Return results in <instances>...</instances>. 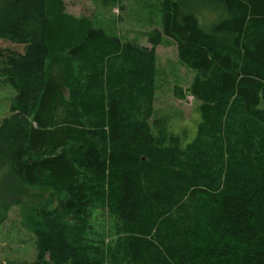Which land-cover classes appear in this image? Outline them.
<instances>
[{"label": "trees", "instance_id": "1", "mask_svg": "<svg viewBox=\"0 0 264 264\" xmlns=\"http://www.w3.org/2000/svg\"><path fill=\"white\" fill-rule=\"evenodd\" d=\"M193 1H162L150 50L81 19L69 49L50 56L73 26L51 14L59 0H0V40L23 47L0 50V76L15 91L0 123L5 187L63 197L34 209L35 259L21 264H264V0H199L220 16L207 29ZM164 36L195 73L175 91L199 102L190 143L149 123ZM94 204L127 237L114 259L104 234H85Z\"/></svg>", "mask_w": 264, "mask_h": 264}, {"label": "rangeland", "instance_id": "2", "mask_svg": "<svg viewBox=\"0 0 264 264\" xmlns=\"http://www.w3.org/2000/svg\"><path fill=\"white\" fill-rule=\"evenodd\" d=\"M162 1L59 0L51 14L54 17L64 11V15L73 26L70 29L68 27L61 36L62 38L58 37L53 43L50 56L65 47L69 49L72 39L80 34L76 35L78 31L76 24L81 19H83L82 25L93 26L101 30L108 36V39L117 36L123 43L130 42L150 50L152 46L148 38L164 27ZM189 5L204 29L220 18L218 11L212 7L213 5L209 6L199 0H194ZM0 50L4 55L14 52L17 54L23 52V47L0 40ZM154 50V97L152 117L149 118V123H152L154 119L163 120L166 125L169 124L172 134L175 133L181 136L185 143H190L195 139L200 123L197 111L199 102L188 92L185 93L184 98H180L175 95V91L176 89L188 90L195 73L179 60L177 43L172 38L164 36L162 42ZM61 56L70 57V50ZM51 60L52 58L49 57L48 63ZM52 72L57 73L59 70L52 69ZM63 94L65 98H68V87H63ZM14 95L15 91L11 84L0 76V123L4 118L11 117L10 103ZM72 134L77 133L72 131ZM72 134L69 133L71 138ZM71 156L74 157L72 153ZM8 179L7 171L0 168V219L2 221L0 224V264L31 263L35 259L36 252L29 233L33 211L47 201L53 204L51 206L53 208L63 197L43 188L21 187L17 189L13 186L6 188L5 184ZM93 206L94 209H89L88 216L92 232H85V234L88 236L94 232L95 236H98L97 240H100L104 234V254L108 256L107 258L114 259L116 248L120 244L119 239L123 241L127 240V237L122 232H118L116 216L109 211L108 207L101 208L95 204Z\"/></svg>", "mask_w": 264, "mask_h": 264}]
</instances>
